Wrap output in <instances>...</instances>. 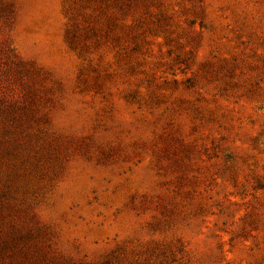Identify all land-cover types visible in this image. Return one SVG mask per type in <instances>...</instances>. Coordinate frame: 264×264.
Instances as JSON below:
<instances>
[{
  "label": "rangeland",
  "instance_id": "obj_1",
  "mask_svg": "<svg viewBox=\"0 0 264 264\" xmlns=\"http://www.w3.org/2000/svg\"><path fill=\"white\" fill-rule=\"evenodd\" d=\"M0 264H264V0H0Z\"/></svg>",
  "mask_w": 264,
  "mask_h": 264
},
{
  "label": "trees",
  "instance_id": "obj_2",
  "mask_svg": "<svg viewBox=\"0 0 264 264\" xmlns=\"http://www.w3.org/2000/svg\"><path fill=\"white\" fill-rule=\"evenodd\" d=\"M114 1L117 5H119V4H130L132 2H137L139 0H114ZM143 1H147V0H143Z\"/></svg>",
  "mask_w": 264,
  "mask_h": 264
}]
</instances>
